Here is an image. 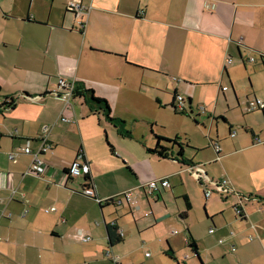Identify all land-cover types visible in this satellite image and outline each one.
<instances>
[{
  "label": "crops",
  "instance_id": "1",
  "mask_svg": "<svg viewBox=\"0 0 264 264\" xmlns=\"http://www.w3.org/2000/svg\"><path fill=\"white\" fill-rule=\"evenodd\" d=\"M69 1L90 9L77 18L65 9ZM246 51H264V0H12L9 5L0 0V264H154L155 258L141 261L137 253L155 239L165 243L164 255L171 249L169 260L187 264L177 252L188 236L174 230L150 241L149 235L164 221L178 223L175 214L183 213L185 203L172 201L166 190L172 191L174 175L181 187V174L195 180L188 170L194 165L204 170L203 187L208 180L229 183V190L219 193L229 201L218 209L207 204L214 194L205 198L202 189L210 224L204 220L200 231L186 228L196 240L198 264L227 256L237 264H264V144L253 142L255 136L264 138V110L251 112L263 119L259 114L256 120L245 119L239 129L233 127L238 120L225 112H208L213 100L200 104L204 110L195 105L197 115L208 112L205 121L216 134L209 130L197 159V154L177 157L176 146L169 143H162L172 149L168 158L147 153L156 144L154 135L191 142L178 133L151 132L135 159L122 155L120 142L111 139L136 136L128 128L137 114L173 109L175 93L186 100L180 113H192L198 88L213 87L212 98H219L228 90L220 85L226 76L234 92L240 75H249ZM233 55L242 69L234 58L226 62ZM59 78L106 99L111 116L125 121L129 135L119 133L80 93L65 103L56 93ZM252 92L264 100V90ZM10 99L13 105L4 106ZM218 117L228 126L222 136L213 127ZM27 140L32 152L40 151L42 142L52 146L40 151L46 164L40 176L25 173L33 160L22 151ZM10 153L16 154L13 160ZM77 156L89 163L97 198L132 189L131 203L99 204L82 194L84 177L67 170ZM165 163H171L169 169H161ZM164 176L172 178L170 187L146 196L141 185ZM177 194L191 196L188 189ZM239 203L245 218L233 209ZM112 223L122 242L110 246L106 226ZM79 232L91 240L82 241Z\"/></svg>",
  "mask_w": 264,
  "mask_h": 264
},
{
  "label": "rangeland",
  "instance_id": "2",
  "mask_svg": "<svg viewBox=\"0 0 264 264\" xmlns=\"http://www.w3.org/2000/svg\"><path fill=\"white\" fill-rule=\"evenodd\" d=\"M12 0H3L4 4H10ZM22 2L26 3L28 0H22ZM246 55H248V58L250 56H254L253 52L246 51ZM234 58V64L236 66H239L242 69V61L240 60L238 55H233L231 59ZM248 58L246 59V67L247 71L249 72V75H240L239 79L233 83V90L230 87V83L227 79V77H224V80L221 82V86H225L228 88V90L225 91V94L220 93L219 98L213 97V94H211V90L213 87H200L196 91V95L194 96L195 99H198L199 101L195 100L194 105L192 106L193 112L192 113H180V111H177L176 115H174V110L167 106L168 109H151L149 110V113L141 112L137 114L136 117L137 120H135L133 123L129 124V131L134 132L136 136L128 137V136H120L115 135L111 137L112 141L114 142H120L121 146V153L122 155L126 157H133L135 159V156L138 154V152H144V139L148 136H151V132H163L169 135L170 137H174L175 133H178V138L181 140H190L191 142H188V144L181 142L183 145V159H188V157H193L196 155V159L200 158V154L202 152L203 146L208 143V140L206 138L207 133H209V130L211 131L210 125L208 122H206V116H208V112H219L222 113L225 112L228 117H232L236 120H238L237 123H234V128H239L242 124V121L245 119H250L251 121L257 119V115L259 114L262 117L261 113H251L247 110V101L249 99H254L255 96L252 95V91H255V93L259 90H264V70L262 65L259 61H256L254 63L248 62ZM233 60V59H232ZM10 75H17L15 71H11ZM9 75V77H10ZM253 86V89H252ZM218 88V86H216ZM258 89V90H256ZM248 96V97H247ZM257 96L260 98V95L257 94ZM248 98V99H246ZM211 101L213 100V104L211 101V106H207L208 112L206 114L197 115V110L195 105L200 104H207L205 101ZM242 111H244V114H242ZM149 118H155L157 121H151ZM205 118V119H204ZM263 119V117L261 118ZM203 121V122H202ZM215 124L213 127L218 128V135L222 136L224 133H227L228 126L227 124L220 118H216L214 120ZM150 123H154L152 125ZM211 135L215 136L214 128L211 131ZM115 139V140H114ZM111 142V141H109ZM143 147V148H142ZM203 154V153H202ZM171 163H165L161 165V169H165L170 167ZM174 165V164H173ZM182 165V164H181ZM176 166V165H174ZM178 167V166H176ZM160 171V167H156V173ZM183 179V184L181 187V181L179 180L178 175H174L172 178L174 179L175 185L172 186V191L170 189H167L166 192L169 195V197L172 199V201H179L181 204H184V200L182 199L181 194L183 191H190V198H188L191 209L188 211V216L185 220L180 219L179 214L176 213V222L174 223L172 221H164L162 224H160L156 229H153L150 231V241L153 240L158 234H173L172 232L176 230V232L180 233V236L183 238L184 236H188L186 228L188 225H190L189 231L191 232L192 229H197V231H200L203 229V222L204 220L210 224V220L206 219V208H204V202L205 199L202 194L203 185L199 184V178L193 177L195 180L189 178V174H181ZM172 178L168 179L169 183L171 182ZM197 179V180H196ZM180 191V192H179ZM163 192V190H162ZM173 192L174 194H172ZM165 196V194H163ZM178 197V198H173ZM229 201L228 199H224L222 196L217 193V195H212L210 199H208L207 204H212L213 209H218L223 203ZM185 209V206H183V210ZM227 210V209H226ZM203 220V221H202ZM207 229V226H205V231ZM148 237V239H149ZM161 240V239H160ZM146 241V240H145ZM165 243H160L158 239H155V242L152 244V246L145 247L141 249V251H138L137 256L138 259L141 261L146 260V258H155L154 264H176L174 260H169V256L166 254L164 255V250L166 249ZM180 250L177 252L178 257L180 261L183 260V258L187 257L186 263L187 264H198V260L196 256L193 255L191 250L187 247V245H182V243L179 244ZM147 253V256L145 254ZM233 254V253H232ZM160 255L165 256V259L162 258ZM169 258V259H168ZM167 260V261H166ZM169 261V262H168ZM208 264H237L234 259L230 258L229 256L224 258H215L214 260L208 261Z\"/></svg>",
  "mask_w": 264,
  "mask_h": 264
},
{
  "label": "built area",
  "instance_id": "3",
  "mask_svg": "<svg viewBox=\"0 0 264 264\" xmlns=\"http://www.w3.org/2000/svg\"><path fill=\"white\" fill-rule=\"evenodd\" d=\"M65 9L68 11H71L75 14V16L77 18H80L82 14H85L87 11H89L90 7L87 5H84L78 1H69L66 5H65ZM82 26V22L79 21L78 22V27L81 28ZM248 60L250 62H255L257 60H259L263 66L264 69V51L261 52H254V56H250L248 58ZM232 59L231 57H228L226 62L228 64L232 63ZM75 83L72 81H68L64 78H59L58 79V83H57V96L60 97L61 99H63L65 101V103L69 102L70 97L72 96V94H74L75 91ZM222 89H227V87H222ZM185 103L186 100L179 94H177L174 97V102H173V109L175 111H180V112H184L185 110ZM201 110H204L203 107H200ZM247 110L249 112L252 111H256V110H264V100L262 98L259 97H254V99H249L247 101ZM62 120H65V118L63 117ZM231 136H235L236 135V131H231L230 132ZM253 142H255L256 144H264V138H259L258 136H255L253 138ZM51 145L47 142H42L41 147H40V151L44 152V151H48L51 149ZM212 147L216 153V158L215 160L219 159V152H220V148H219V144L218 143H212ZM22 151L26 154H32L33 156V160L29 166V168L26 170V174H32V175H36V176H40L42 174L45 173L46 170V164L44 162V160L42 159V157L40 156V151L37 152H32L31 148H30V141L27 140L25 147L22 149ZM16 154L15 153H10L9 154V158L11 160H13L15 158ZM68 173L72 176V177H85L86 175H88L90 173V166L89 163L86 161H81L80 160V156H77L76 159H74L68 166ZM188 170L196 175L200 180H204V170L201 167V165H194L188 168ZM208 185L203 187V194L205 198H209L212 194L215 193H221L223 194L225 191L229 190V183L227 180L225 179H220V180H208ZM170 187V183L168 181V177L164 176V177H160L154 180H151L143 185H141V189L145 192L146 196H157V193L161 190V189H165ZM14 192V191H13ZM81 193L84 194L85 196L91 197V198H95V200L99 203V204H104L105 202H107L109 199L111 200V203L115 204L116 206L122 205L123 203L126 204H130L131 203V195H132V189L126 190L116 196H111L109 198H105V199H100L96 197L95 191L92 188L91 185H86L85 187L82 188ZM23 195V194H22ZM54 209V208H52ZM236 216L239 218H245V214L243 213L242 210V205L241 203L235 205L233 207ZM48 211V210H45ZM114 224V223H112ZM209 232H213V228H210L208 230ZM176 233V231H175ZM119 234V233H118ZM80 238L82 241L84 242H88L91 240V237L89 235H83L79 232ZM248 240H252L254 237L253 236H248L247 237ZM220 242H222V240H220ZM231 250H234V246H231ZM108 256V253L106 254ZM117 257H113L112 260L114 263L117 262Z\"/></svg>",
  "mask_w": 264,
  "mask_h": 264
},
{
  "label": "trees",
  "instance_id": "4",
  "mask_svg": "<svg viewBox=\"0 0 264 264\" xmlns=\"http://www.w3.org/2000/svg\"><path fill=\"white\" fill-rule=\"evenodd\" d=\"M79 93L84 97L85 101H87L89 104H91V106L93 108L101 109L106 120L109 123H111L117 129V131L119 133L129 135V132L127 130H125V121L121 118L111 116L110 107H109V104L107 103L106 99L94 96L93 90H91V89H85V88L82 89L78 85H76L74 94H79ZM174 95L176 96L177 94L175 93ZM3 105L6 107H11L13 105V100L10 99L9 101L4 103ZM154 137L156 139V144L153 148H147L146 149L147 153L155 154L160 159L168 158L169 153L172 152V149H171V147L163 146L162 143H169L171 146H176L177 157H183V152H184L183 149L184 148H183L181 142H178L176 138L168 139V138L162 137L160 135H154ZM107 144L109 146L110 151L112 153H114L113 146H111L108 142H107ZM84 184L85 185H87V184L91 185V178H90L89 174L84 177ZM182 198H183L184 203H185V210L183 211V213L179 214V217H180V219L185 220L188 216V211L190 210L191 207H190V203L188 201V198L186 196H183ZM108 202H111V200L109 199L104 204H107ZM106 227H107V237H108L109 245L113 246V245L121 243L122 238L117 233V228L115 227V225L107 224ZM187 233H188V237H187L186 245L194 255L199 257L196 240L190 235L188 230H187ZM165 253H167V255L172 257V251L170 248H167ZM199 262H201V261H199Z\"/></svg>",
  "mask_w": 264,
  "mask_h": 264
},
{
  "label": "water",
  "instance_id": "5",
  "mask_svg": "<svg viewBox=\"0 0 264 264\" xmlns=\"http://www.w3.org/2000/svg\"><path fill=\"white\" fill-rule=\"evenodd\" d=\"M195 256V255H194Z\"/></svg>",
  "mask_w": 264,
  "mask_h": 264
}]
</instances>
